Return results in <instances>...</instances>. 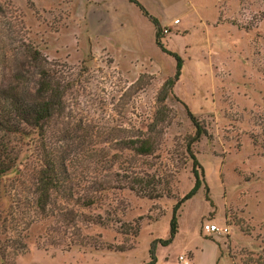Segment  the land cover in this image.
Masks as SVG:
<instances>
[{"label":"rangeland","instance_id":"1","mask_svg":"<svg viewBox=\"0 0 264 264\" xmlns=\"http://www.w3.org/2000/svg\"><path fill=\"white\" fill-rule=\"evenodd\" d=\"M101 1L0 0V97L34 86L33 50L63 76L65 113L50 139L70 165L72 202L82 201L59 200L58 218L39 215L26 177L35 161L22 147L25 178L0 183V216L25 248L0 264H182L181 256L190 264H264V0H179L165 10L161 42L183 60L165 102L177 63L156 45V29L153 37L139 25L140 44L119 43L112 8ZM175 18L181 26H169ZM188 111L206 132L192 147L202 188L177 212L178 234L165 247L159 240L170 237L174 208L195 185ZM145 135L155 140L151 156L121 149ZM91 152L99 154L90 161ZM123 175L151 179L147 193L159 197L113 188ZM88 199L96 203L83 205ZM64 212L74 214L70 221ZM207 224L229 231L208 235Z\"/></svg>","mask_w":264,"mask_h":264},{"label":"trees","instance_id":"2","mask_svg":"<svg viewBox=\"0 0 264 264\" xmlns=\"http://www.w3.org/2000/svg\"><path fill=\"white\" fill-rule=\"evenodd\" d=\"M128 2L139 8L144 17L154 25L157 31L156 45L163 53L172 56L177 63L175 77L167 82L161 93L162 98L160 100L165 102L172 94L176 81L181 76L183 60L179 55L168 52L162 44L161 26L158 20L151 16L137 0H128ZM29 56L39 68L38 79L34 86L27 87L24 91L20 89V86L15 88L12 86L4 91V94L0 97V183L11 178H17L20 181L25 178L24 173L21 171L23 147L25 152L30 154L29 158L32 156L35 161V169H28L26 174V177L29 175L31 184L34 187L31 204L42 217L58 218L57 206H59V200L62 201L63 205H70V202L73 201V187L70 180V165L61 152L53 147L50 133L53 124L62 119L65 113L64 99L68 87L63 76H60L56 70L43 66L46 61L43 60L38 51H31ZM157 114H160V116L152 123L150 133L156 131L160 121L164 120L165 110ZM188 115L195 127V134L188 139L187 144V153L193 161L195 185L189 194L179 201L174 208L170 225V237L168 240H159V243L165 247L171 245L178 234L177 212L186 201L192 199L202 188V166L194 155L192 147L206 135V132L190 111H188ZM121 149L134 152L138 157L151 156L156 150L155 140L151 136L145 135L143 138L138 137L122 142ZM98 154L97 152H91L88 160H93ZM199 170L202 175L199 174ZM125 179L127 180L123 184L122 181ZM99 185L100 189L106 191V186H103L102 183ZM150 186H152L151 179L146 180L144 177L137 175L133 178H126L123 175L116 180V185L113 188H128L137 194L140 192L143 195L146 194L149 198L156 199L159 194H156L155 189L147 193ZM80 202L82 201L72 203L74 206H79ZM95 203L96 200L88 199L84 200L83 205L91 207ZM70 215L74 214L72 212L61 214L63 222L70 221ZM1 219L0 216V258L2 261H8L9 258L11 259L9 250L15 251L14 255L18 256L25 246H21L23 245L22 242L9 235L6 222ZM117 251L120 253L125 252L122 249ZM153 260L150 264H155V259Z\"/></svg>","mask_w":264,"mask_h":264},{"label":"crops","instance_id":"3","mask_svg":"<svg viewBox=\"0 0 264 264\" xmlns=\"http://www.w3.org/2000/svg\"><path fill=\"white\" fill-rule=\"evenodd\" d=\"M101 1V0H99ZM144 8L153 15L154 18H156L160 24V26L164 27L165 25V17L164 12L169 7L178 2L179 0H138ZM186 2L187 0H183ZM101 2L106 3L107 6H111L112 8V16L110 17L109 12L108 18L112 23L113 28L116 29L115 31V38L118 39L119 43L124 45H132L140 44L142 42V38L140 35V32L138 30L139 25L143 26L145 29H150V34L154 37L156 31L154 30V25L146 24L145 21L146 18L144 16H140L139 13H141L137 7L134 5H128L125 0H102ZM116 2V4H115ZM207 6H205L206 8ZM199 8V7H198ZM211 7L209 6L208 10ZM139 11V13H138ZM90 14H88V21H90V27L93 25V17L89 18ZM145 19V20H144ZM201 19V15L199 16L198 20ZM178 19H174L172 22H170V25H174V21ZM89 23V22H88ZM148 23V21H147ZM182 21L180 20V23L177 26H181ZM89 26V25H88ZM175 26V27H177ZM156 39V35H155Z\"/></svg>","mask_w":264,"mask_h":264},{"label":"built area","instance_id":"4","mask_svg":"<svg viewBox=\"0 0 264 264\" xmlns=\"http://www.w3.org/2000/svg\"><path fill=\"white\" fill-rule=\"evenodd\" d=\"M174 24H179V21L176 20ZM165 33H168V32L165 31ZM228 231H229L228 228H224L222 230L220 227L214 224H207L204 227V232L208 235H215V234H220V233H224L225 235H227ZM179 260L181 261L182 264H190L188 259L184 256H181Z\"/></svg>","mask_w":264,"mask_h":264}]
</instances>
